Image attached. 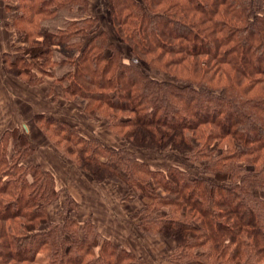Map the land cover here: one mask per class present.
<instances>
[{"label":"trees","instance_id":"obj_1","mask_svg":"<svg viewBox=\"0 0 264 264\" xmlns=\"http://www.w3.org/2000/svg\"><path fill=\"white\" fill-rule=\"evenodd\" d=\"M23 1L14 25L36 19L41 38L25 51L70 66L58 76L63 93L85 98L90 116L104 115L132 134L164 126L154 142L171 137L190 158L191 165L167 172L126 150L108 161L85 159L115 174L112 162L126 163L123 180L152 199L142 209L143 231L173 236L179 264H264V0H106L110 31L101 26L100 7L89 11V0ZM61 10L74 14L67 25L42 28ZM60 50L64 56L53 60ZM65 135L71 141L76 134ZM6 151L7 145L0 150V264H37L42 252L47 264H149L103 239L89 219L50 222L47 205L58 196L50 173L11 164ZM162 207L168 211L158 213Z\"/></svg>","mask_w":264,"mask_h":264},{"label":"rangeland","instance_id":"obj_2","mask_svg":"<svg viewBox=\"0 0 264 264\" xmlns=\"http://www.w3.org/2000/svg\"><path fill=\"white\" fill-rule=\"evenodd\" d=\"M12 1L15 9L23 10V0ZM89 2L90 12H95L100 7L101 26L110 31L106 0ZM7 6L0 2L1 15L6 11L5 17L2 16L4 20L10 13ZM72 12L80 15L79 9ZM72 12L61 10L55 18L46 20L42 28L50 27L54 30L64 27L71 15H74ZM15 25L13 30L17 39L10 48L7 59L9 62L14 60L17 64H12L13 61L10 64L5 62L0 70L1 84L7 86L4 85L6 89L4 88L2 98L3 106H0L3 110H0V150L7 145V158L11 164L18 162V166H40L50 173L58 193L57 198L47 205L50 222H59L68 218L67 216L77 218L80 222L89 219L103 239L145 258L149 264H179L174 260V250L179 243L173 236L159 233L157 230L146 233L141 228V217L144 214L142 209L146 202L149 203L152 199L140 197L141 190L123 180V177L126 179L129 176L124 170L126 163L112 162L119 170L115 174L85 159H95L97 156L100 160L108 161L111 160L113 151L123 154L122 150H126L134 152V157L148 164L150 169L167 172L169 167L180 163L191 165L190 158L178 152V147L171 137L162 142L159 140V143L154 142L158 131L166 129L164 126L158 125L153 133L137 129L132 134L129 127H112L111 119L104 115L90 116L85 108L86 99L63 93V87L58 82V76L70 66L66 64L59 67L45 63L35 51H25V48L32 46V41L41 39L35 36L36 19L31 22L25 19L17 20ZM24 29L28 31L27 36L23 32ZM54 48L61 49L59 46ZM61 51L52 54L53 60L59 61L61 56H64ZM70 53L72 56L75 54L74 51ZM24 58L31 60L29 64ZM22 66L31 69L26 70ZM155 76L161 80H172L166 73ZM12 98L15 99L11 104ZM62 123L67 127L61 125ZM70 126H73V129ZM73 130L76 135L70 141L65 138V134H70ZM20 133L26 135L24 140L19 136ZM78 137L79 139H75ZM80 147L86 149V152H80ZM194 168V171L201 172L199 168ZM28 177L32 178L31 175ZM155 178L150 179L152 186L156 185ZM157 191L161 196L175 197L162 188ZM166 211L168 207H162L158 213ZM46 228L48 224L40 226L41 230ZM82 235L80 232V236ZM40 256L42 260L37 264H47L48 257L43 252ZM183 264L196 263L188 261Z\"/></svg>","mask_w":264,"mask_h":264},{"label":"crops","instance_id":"obj_3","mask_svg":"<svg viewBox=\"0 0 264 264\" xmlns=\"http://www.w3.org/2000/svg\"><path fill=\"white\" fill-rule=\"evenodd\" d=\"M16 1V0H15ZM0 2L2 3V5H8L7 7H9L10 9V13L9 15H7V17L5 18L3 24L0 26V70H2L4 63H12V61L14 62V60H9L7 59L10 54V48H12L13 44L16 43V39H17V34L16 32L13 30V28H16V25H14V19L17 18V16L19 15V11L18 9H15V5L12 3L13 1L11 0H0ZM4 11V10H3ZM6 12V11H5ZM5 12L2 13V16L5 17ZM6 58V61H5ZM2 81V77L0 76V106L2 105V98H3V93H4V88L6 86V84H1ZM10 83V82H9ZM7 87V86H6ZM6 89V88H5ZM15 98H12L11 100V104L13 103V100ZM4 103V102H3ZM16 106L18 104V102H15ZM15 106V107H16ZM12 106H10L11 108ZM1 112H3L2 109H0Z\"/></svg>","mask_w":264,"mask_h":264},{"label":"built area","instance_id":"obj_4","mask_svg":"<svg viewBox=\"0 0 264 264\" xmlns=\"http://www.w3.org/2000/svg\"><path fill=\"white\" fill-rule=\"evenodd\" d=\"M4 20L2 18V15H1V9H0V26L3 24Z\"/></svg>","mask_w":264,"mask_h":264}]
</instances>
